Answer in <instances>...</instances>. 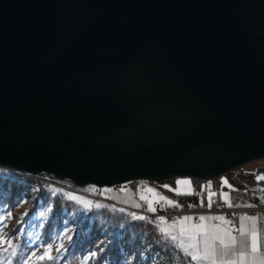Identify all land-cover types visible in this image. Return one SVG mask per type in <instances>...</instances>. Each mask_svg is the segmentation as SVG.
<instances>
[{"label":"water","instance_id":"water-1","mask_svg":"<svg viewBox=\"0 0 264 264\" xmlns=\"http://www.w3.org/2000/svg\"><path fill=\"white\" fill-rule=\"evenodd\" d=\"M264 158V0H0V166L78 187Z\"/></svg>","mask_w":264,"mask_h":264},{"label":"rangeland","instance_id":"rangeland-1","mask_svg":"<svg viewBox=\"0 0 264 264\" xmlns=\"http://www.w3.org/2000/svg\"><path fill=\"white\" fill-rule=\"evenodd\" d=\"M15 178L0 181V264H191L155 223L89 197L92 186Z\"/></svg>","mask_w":264,"mask_h":264},{"label":"crops","instance_id":"crops-1","mask_svg":"<svg viewBox=\"0 0 264 264\" xmlns=\"http://www.w3.org/2000/svg\"><path fill=\"white\" fill-rule=\"evenodd\" d=\"M252 176L256 183L247 184L243 183L240 187H236L231 181L240 176ZM258 176H264V158L259 159L247 164H244L240 168L235 169L221 177L208 181H197L185 177H176L164 182L158 183H148L146 184V193L141 195L135 201L129 195L118 196L114 192H111L109 196L111 201L114 203L121 204L124 207L131 208L134 210L145 209L147 211H152L158 204V201L163 198L164 200L171 201L170 205H175L181 207L182 210L188 212L183 217H191L190 221H184L182 218L177 221L174 225L158 221L157 231L159 237L172 242L177 249L187 258L191 264H196L192 261L191 257L186 253L185 248L187 247V242L184 247H181L180 235L182 231L184 233H189L195 231L193 226H202L206 230H211L213 226H218L222 229L227 230L228 228H233V223L226 224L221 220L211 219L201 221L200 217H224L223 214L211 215L210 208L212 204L209 202L208 198L214 193L219 201L226 207L235 208H247V207H257L258 211L247 217H256L255 221L245 220L244 223L248 228H251L253 223L255 227L261 230V238L259 242V247L264 250V179H257ZM180 181V183H177ZM169 204V203H168ZM211 204V206H209ZM231 204V206H229ZM226 220V218H224ZM198 220V222H195ZM228 221V220H226ZM239 228L241 220L239 219ZM236 236L239 238L240 232ZM173 236H177L178 239H172ZM199 239V237H197ZM238 259V249L239 244L236 246ZM249 250H250V237H249ZM226 259L233 258L231 254L225 257Z\"/></svg>","mask_w":264,"mask_h":264},{"label":"snow or ice","instance_id":"snow-or-ice-1","mask_svg":"<svg viewBox=\"0 0 264 264\" xmlns=\"http://www.w3.org/2000/svg\"><path fill=\"white\" fill-rule=\"evenodd\" d=\"M257 179H264V176H258ZM177 183H180V181ZM210 195H214V193ZM168 203L170 204L171 201H168ZM191 219V217L182 218L184 221H190ZM199 219L201 221L216 219L226 224L231 223L230 221H226L224 217L202 216ZM256 219V217L247 216L240 218L239 238L231 234L235 229L225 230L218 226H213L211 230H206L202 226H193L196 229L195 231L189 233L182 231L179 237L181 247H184V244L187 242L185 251L196 264H264V250H261L259 247L261 230L257 229L254 223L251 228H248L244 223L245 220L255 221ZM176 223L177 221H174V225ZM172 239L176 240L178 237L173 236ZM237 244H239L238 259L236 258ZM229 254L233 258L226 259L225 257ZM40 258L43 259V257Z\"/></svg>","mask_w":264,"mask_h":264},{"label":"built area","instance_id":"built-area-1","mask_svg":"<svg viewBox=\"0 0 264 264\" xmlns=\"http://www.w3.org/2000/svg\"><path fill=\"white\" fill-rule=\"evenodd\" d=\"M0 173L3 174H9L14 177H19V178H24L28 180V182H32L38 185H52L55 187H59L62 189H67L70 192H75L78 193V189L81 187L75 186L74 184H71V186H61L59 183L60 180L51 177L50 175L46 174H30V173H25V172H20L16 170H10L6 169L0 166ZM147 182L142 181V180H135L131 181L125 184H119L116 186H112L111 188H92L95 189L94 194H89L88 196L94 199H98L99 201L103 202L106 205H110L116 208H122L126 209L131 212H135L137 214V217L139 221L143 224H152L156 223L158 221H162L164 223L172 224L174 221H179L185 214V210H182L181 207L175 206V205H170L168 202L164 199H161L158 201L157 206L155 207L154 210L152 211H147L145 209H140V210H132L131 208L124 207L121 204L114 203L111 200H109V194L111 192H114L118 196H124V195H129L134 199L135 201H139V197L143 194L146 193ZM209 202L212 204V207L210 208V213L211 215H216V214H223L224 218L226 220L230 221L233 223V228H228V229H235L231 232L233 236H237L239 233V219L242 216H252L254 215L257 211V207H247V208H235V207H226L224 204H222L219 199L212 195L211 197L208 198ZM195 222H198L196 220Z\"/></svg>","mask_w":264,"mask_h":264},{"label":"trees","instance_id":"trees-1","mask_svg":"<svg viewBox=\"0 0 264 264\" xmlns=\"http://www.w3.org/2000/svg\"><path fill=\"white\" fill-rule=\"evenodd\" d=\"M3 175H5V174H3ZM7 175H8V176L5 177V179L3 178L4 180L1 179V177H0V181L3 180L4 186H6V183H8L9 181H12V179H13V180L17 179V178H15V177L12 176V175H9V174H7ZM215 179H216V178H215ZM194 180L201 181V180H199V179H194ZM161 182H164V181H161ZM231 182H232L236 187H240L243 183H247V184H254V183H256V181H254V178H253L252 176H249V177H248V176H245V175L236 178V180L233 179ZM9 185H13V183H10ZM109 197H110V196H109ZM110 200H111V197H110Z\"/></svg>","mask_w":264,"mask_h":264}]
</instances>
